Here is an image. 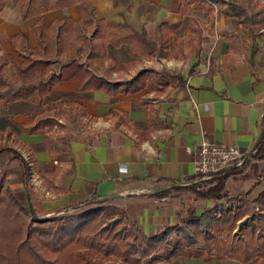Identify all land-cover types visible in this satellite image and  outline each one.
I'll return each instance as SVG.
<instances>
[{
  "label": "crops",
  "instance_id": "0c3cea01",
  "mask_svg": "<svg viewBox=\"0 0 264 264\" xmlns=\"http://www.w3.org/2000/svg\"><path fill=\"white\" fill-rule=\"evenodd\" d=\"M4 1L0 11V62H5L1 71L12 87L37 82L41 72L28 77L17 74L15 61H23L19 56L24 52L23 42L31 48L36 46L33 27L41 18L47 25L64 16L78 19V6L54 8L24 19L22 2ZM87 1L95 7L97 18L113 24L128 23L150 36L160 24L167 23L175 29V35L183 37V49L187 48L188 23L199 26L206 40L198 55L194 53L185 60L155 58V65L168 72L183 67L176 82L167 80V84L155 83L135 93L112 95L103 89L79 90V81L69 79L56 84L42 104L0 99V127L3 115L28 124L35 114L48 111L49 116L65 122L73 106L82 107L85 130L70 137L73 162L58 163L50 155L45 136L58 128L20 134L0 129V134L21 150L28 163L31 161L34 177H39L37 185L44 193L41 204L45 215L76 208L92 198H108L124 206L144 233L153 235L178 224L187 214L184 206L154 193L196 177V150L203 141L233 144L248 155L260 137L264 128V34L242 51L230 52L228 37L241 25L238 17L228 13V4L196 8L195 0ZM255 1L264 4V0ZM111 77H117V72ZM60 131L73 135L71 128ZM121 163H126L124 172L119 168ZM0 174L14 193L23 190V168L10 152L0 154ZM258 181L256 176H236L229 188L240 194L251 190L249 197L254 199L264 188ZM204 202L197 204L198 212L213 204L212 200ZM255 207L259 210L258 203ZM229 261L242 264L236 259L222 263L231 264Z\"/></svg>",
  "mask_w": 264,
  "mask_h": 264
},
{
  "label": "trees",
  "instance_id": "16d2710c",
  "mask_svg": "<svg viewBox=\"0 0 264 264\" xmlns=\"http://www.w3.org/2000/svg\"><path fill=\"white\" fill-rule=\"evenodd\" d=\"M13 1L22 2L24 19L74 4L78 6L80 17L74 20L64 16L48 25L42 18L36 21L33 32L37 44L31 48L24 41V52H19L23 61H15V65L21 77L41 72L39 81L12 87L1 71L5 61L0 62V99L6 102L26 100L42 104L45 95L51 93L56 84L69 79L79 81V90L103 89L112 95L135 93L147 86L154 87L155 83L167 84L169 78L180 79V74L169 75L166 70L153 67L142 68L131 78H122L120 74L135 68L144 56L156 54L158 58H166L171 53L178 58L181 51L180 57L186 59L194 53L198 55L202 42L206 40L199 26L188 23L187 48L183 49V37L175 35V29L169 24H160L154 36H150L146 30L138 31L128 23L113 24L105 18H97L95 7L87 0ZM195 1L196 8L203 4L209 8L212 3L228 4V13L238 17L241 27L228 37L230 52L242 51L264 34V4L255 0ZM4 4L5 1L0 0V11ZM171 41L176 44L173 49H170ZM108 43L115 47L129 44L132 59L125 61L110 57L106 51ZM59 57L66 60H59ZM57 63L59 65L55 66ZM112 72H117V77H111ZM84 114L82 107L73 106L67 121L59 122L49 116L48 111H42L28 124L16 123L3 115L0 129L20 134L39 129L52 130L55 126L60 130L71 128L73 135L55 134V130L45 138L53 160L73 162L70 137L85 130L81 120ZM4 151H12L19 160L23 180L29 187L30 167L25 157L8 146L0 147V154ZM249 154L264 159V128ZM226 169L213 174L218 180L215 186L198 191L203 200L214 201L213 206L202 212H198L196 206L188 207L187 214L180 217L178 224L153 235L144 233L136 223L131 226L122 224V220L129 216L126 209L99 205L108 198L83 201L75 207L89 206V209L64 218L57 215L59 212L41 217L31 194H28V205L24 206L11 187L2 184L4 175L0 174V264H155L170 263L177 257H204L206 263L200 264H226L222 263L225 259H236L242 264H264V188L254 199L249 197L251 190L233 198L225 190V181L236 168ZM257 184L264 186V177ZM195 187L186 184L175 188ZM170 190H158L154 196H167ZM231 197L236 204H221ZM257 203L259 210L255 209ZM111 215H117V218L107 221ZM162 247L165 251L159 252Z\"/></svg>",
  "mask_w": 264,
  "mask_h": 264
},
{
  "label": "rangeland",
  "instance_id": "374dc122",
  "mask_svg": "<svg viewBox=\"0 0 264 264\" xmlns=\"http://www.w3.org/2000/svg\"><path fill=\"white\" fill-rule=\"evenodd\" d=\"M173 43H175V42L171 41L170 45L171 44L173 45ZM122 46L123 47H121L120 49L117 50V49H115L114 46H112L110 43H108L106 45V51H107V53H108V55L110 57H114L116 59H120V60L132 59V57H131V55L129 54V51H128V47L130 48V45L127 44V43H123ZM170 49H173V48L170 47ZM181 53H182V51L178 53V58H176V59L185 60L186 58L180 57ZM167 57H171L172 58L173 55L170 53ZM155 58H158V56L156 54H153V55H150V56H144L142 58L141 62L137 63V66L135 68H132L129 71H125L126 73L125 72H121L120 75L122 76V78H128V75L133 76L136 72H138L141 69V67H143V68L153 67V68H156V69H158L160 71H162V70L165 71L166 70L165 67H163L161 65H155L156 64ZM151 60H154L153 63H150ZM181 68H183V67L181 66L180 68L177 67V69H172V72H168L167 70L166 71H167V74H169V75H172V74L175 75V74H179V71L181 70ZM168 77L169 76H166L165 78L168 79ZM169 79H171L173 82L178 81V79L176 77L169 78ZM53 129L55 130V129H57V127L55 126ZM55 134H64V133L62 131H60V130H57L55 132ZM2 146H8V147L14 148V149L18 150V152L21 153V150L18 149V147L15 146L13 142H11L3 134H0V147H2ZM7 152H10L14 156V153L12 151H7ZM29 167H30V170H29V187L24 182L25 186H24L23 190L21 192H16L15 195L18 197V199L21 201V203L24 206H27L28 205V203H27L28 194H31L33 203L37 204L35 206H36L37 210L39 211V215L41 217L50 216L51 214L45 215L44 212H43V209H42L43 206L41 204V200H42V196H43L44 193L42 191V188L37 185L36 178L38 177V175L36 174V177H34L32 175L33 174L32 173V166L30 164H29ZM263 167H264V159L263 160H259V159H256L255 157H253V155H251V154L246 155L241 165L232 164L231 166L228 167V168H236V170H235V173H233L232 175H230L226 179V181H225V186H226L225 190L229 191L233 198H235L236 196L244 195L245 193H241L240 194V193L232 192L230 190V188H229L230 180L232 178H235L236 176H239L242 179H245L247 176H256L258 180H261L262 177H264ZM228 168L226 170H228ZM213 177H214L213 174L209 175V176L200 175V176H196V177H194L192 179H189V180H187L184 183L173 184V186L171 188H168V189H171V190H170V192H169V194L167 196L170 199H172L179 207L184 206L187 209H188V207H192V206H196L197 207V204H199L200 202H204L205 201V200H202V198L199 196L198 191L207 190L208 188H210L212 186H215L217 184L218 180L213 178ZM21 179H23V176H22ZM4 183H5V185H9L8 180H5V176H4V181H3L2 184L4 185ZM186 184H190V185L194 184V185H196V187L192 188V189H179V190L175 188V187L184 186ZM47 185L49 186V184H47ZM232 197L230 199H225L224 201H222L221 204L227 203L228 206H230V205L233 206L236 203L234 202ZM212 203L213 204L211 206H213L215 204L214 201H212ZM38 204H39V206H38ZM99 205H101V206H109V207L115 205V206H119L122 209H126L124 206L113 202L111 199H108V200L104 201L103 203H101ZM89 208H90L89 206H81V207H76V208H70V209H66V210H63V211L59 212L57 215L59 217H61V218H64V217L69 216V215L80 213V212H82L84 210H87ZM115 218H117V215L108 216L107 221L108 220H113ZM132 223H135V222H133V219L130 217V215L128 217H125L122 220V224H124L126 226H131ZM163 249H164V247H162L159 252H163ZM164 251H165V249H164ZM200 262L201 263L205 262L204 257H202L201 259H197L195 261H192V262L186 260V258H184V257H177V258H173L172 262H170V263L157 262L155 264H197V263H200ZM231 264H234V263H231Z\"/></svg>",
  "mask_w": 264,
  "mask_h": 264
},
{
  "label": "built area",
  "instance_id": "2783aa9c",
  "mask_svg": "<svg viewBox=\"0 0 264 264\" xmlns=\"http://www.w3.org/2000/svg\"><path fill=\"white\" fill-rule=\"evenodd\" d=\"M245 154L233 144L203 141L196 150V176H209L232 164L241 165ZM29 164L32 166L31 161ZM122 172L126 171V163L119 164ZM34 176V172L32 171Z\"/></svg>",
  "mask_w": 264,
  "mask_h": 264
}]
</instances>
